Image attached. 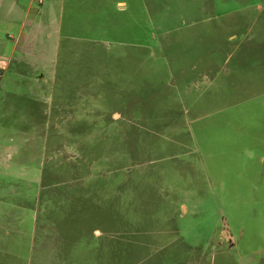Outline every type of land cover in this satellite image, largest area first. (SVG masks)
<instances>
[{"label": "rangeland", "instance_id": "obj_1", "mask_svg": "<svg viewBox=\"0 0 264 264\" xmlns=\"http://www.w3.org/2000/svg\"><path fill=\"white\" fill-rule=\"evenodd\" d=\"M65 1L0 0V264H264V0Z\"/></svg>", "mask_w": 264, "mask_h": 264}, {"label": "crops", "instance_id": "obj_2", "mask_svg": "<svg viewBox=\"0 0 264 264\" xmlns=\"http://www.w3.org/2000/svg\"><path fill=\"white\" fill-rule=\"evenodd\" d=\"M65 2L67 1L64 0V3ZM21 36H22V33H21ZM3 78H4L3 74L0 71V80H2ZM12 255H15V252L12 251V246L9 243H5L4 241L0 239V260H4V258L10 257Z\"/></svg>", "mask_w": 264, "mask_h": 264}]
</instances>
